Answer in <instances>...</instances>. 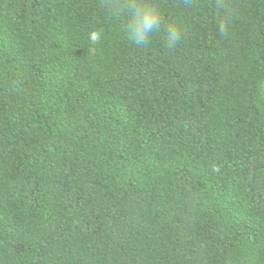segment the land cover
Masks as SVG:
<instances>
[{"label":"trees","instance_id":"1","mask_svg":"<svg viewBox=\"0 0 264 264\" xmlns=\"http://www.w3.org/2000/svg\"><path fill=\"white\" fill-rule=\"evenodd\" d=\"M111 2L0 0V264H264V0Z\"/></svg>","mask_w":264,"mask_h":264},{"label":"clouds","instance_id":"2","mask_svg":"<svg viewBox=\"0 0 264 264\" xmlns=\"http://www.w3.org/2000/svg\"><path fill=\"white\" fill-rule=\"evenodd\" d=\"M222 16L219 18L218 30L223 35L228 31V19L233 9L225 0H217ZM114 17H125L123 25L127 39L137 48L147 46L150 39L157 33H162L167 47L174 48L182 39V29L177 22H165L161 7L156 0H112L107 9ZM103 33L93 30L88 34L91 43L102 40ZM214 171L219 168L213 166Z\"/></svg>","mask_w":264,"mask_h":264}]
</instances>
